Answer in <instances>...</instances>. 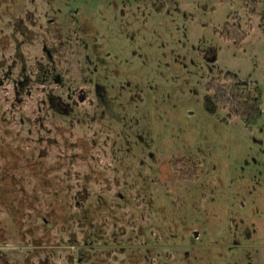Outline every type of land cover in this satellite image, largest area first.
<instances>
[{"label": "rangeland", "instance_id": "rangeland-1", "mask_svg": "<svg viewBox=\"0 0 264 264\" xmlns=\"http://www.w3.org/2000/svg\"><path fill=\"white\" fill-rule=\"evenodd\" d=\"M21 1L12 0L14 4ZM93 1L53 0L49 9L64 28L75 3L80 12H86L100 8L90 6ZM161 1L162 11L138 28L134 45L127 38L117 41L109 36L102 41L99 36L101 46L112 53L107 71L99 75L112 80L116 73L115 85L128 84L124 89H108L114 110L122 117L117 129L126 142L114 157L126 176L111 171L116 165L110 153L112 130L107 134L97 132L94 125H73L72 117L48 105L45 93L50 88L43 91L35 85L30 94L16 100L14 86L19 76L16 69L7 72L9 51L0 58V156L2 147L9 145L16 165L11 173L22 183L15 188H23L17 198H35L36 206L33 211L23 205L24 214L15 215L19 222L15 225L0 206V250L8 264H183L186 250L189 259L194 258L192 264H203L201 259L204 264H264V28L244 8L243 0ZM258 1L261 10L264 0ZM115 3L121 6L119 0H111ZM225 23H235L246 35L240 49L220 39ZM114 53L132 61L114 58ZM27 65L34 69L31 60ZM69 71L73 76V69ZM227 73L236 75L250 91L261 93L263 117L252 131L245 129L238 116L229 115L227 105L220 103L216 114L204 107L205 84ZM69 85L73 87L72 80ZM50 87L64 101L72 99L66 88ZM80 136L97 140L84 157L74 156L81 155L73 147ZM173 150L196 154L193 158L198 164L201 157L211 171L206 168L200 182L210 180L213 190L216 187L209 198L201 199L197 193L184 198L191 233L172 229L169 214L162 218L135 203L139 186H149L147 196H151V176L144 171L154 166L149 154L159 161ZM41 151L44 154L38 158ZM26 157L40 160L33 172L26 169ZM3 162L1 157L0 166ZM167 189L152 194L169 213L182 199L174 188ZM117 192L126 200H119ZM98 197L105 206L92 223L102 225L104 238L85 248L86 224L77 213L90 208ZM69 215L73 220L64 221ZM248 228L249 239H238L241 247L229 249L234 232ZM194 233L198 238L193 244Z\"/></svg>", "mask_w": 264, "mask_h": 264}, {"label": "flooded vegetation", "instance_id": "flooded-vegetation-1", "mask_svg": "<svg viewBox=\"0 0 264 264\" xmlns=\"http://www.w3.org/2000/svg\"><path fill=\"white\" fill-rule=\"evenodd\" d=\"M119 1L121 6L118 3L111 4V0H94L90 6L97 7L100 5V8H89L86 12H80V7L75 3L73 10L68 14L65 27H62L63 32L61 26L57 24L56 18L52 14L53 12L49 9V4L53 0H22L20 4H14L12 0H0V25H3L0 27V58L5 56L4 53L6 51H9L5 56L10 62L7 72L9 71L10 73L16 69L19 76L14 86L16 100L19 101L17 97H20L24 93L30 94L31 88L35 85L42 86L43 91L50 88L45 93L48 105L53 110L57 108L58 114L72 117L73 125H94L97 128V132L104 131L107 134L112 130L111 132L114 137L112 136L110 153L116 165L111 168V171L112 173L121 171L122 176H126V173L122 169L117 168L119 163L114 157L115 151L122 149L123 144L126 142V139L122 137L121 131L117 129V123L122 121V117L115 112L113 102L108 96V89L117 88L120 90L124 89L128 84L115 85L113 82L119 78L116 73H112V80H109V78L106 80L104 76L99 75V72L105 73L107 71L108 58L112 54L108 49L101 46L99 36H101L102 41L109 36L117 41L127 38L132 43L130 45H134L135 39L138 36V28L144 25L148 18L152 14H155L156 11L161 12L164 5L161 0H159L158 4V0L157 2L156 0ZM254 4L256 7H254ZM247 5V11L259 18V28L262 29L261 25L264 28V22L261 23L260 15L264 13V8L260 10L259 1L247 0ZM233 19L236 18L234 17ZM234 24H224L223 31L219 32L220 39H224L223 33L226 27H228L227 30L238 27ZM7 29H9L8 32L6 31ZM67 32L70 33V37L68 38L66 36ZM25 47H27V52H24ZM30 47L32 49H29ZM113 57L121 58V53H114ZM30 60L32 61L31 66H33V70H30L28 68L29 65H27ZM121 61L129 62L132 60L127 61L121 58ZM70 68L71 70L73 69V76L69 71ZM221 77V75H217L204 86L207 94L203 104L205 109L213 114H216L220 108V102H216L215 99L212 102L207 101L212 96V93L215 92L214 89L213 92L211 89L208 90L207 86L214 82V87L220 88ZM71 80L73 87L69 85ZM53 84L60 89L66 88L68 94H73L72 99L64 101L60 95L54 94L50 87ZM245 129L252 131L253 128ZM59 130L60 128H58ZM138 138L140 137L138 136ZM96 142L97 140L93 137L87 140L83 136H80L73 141V147L78 148L81 155L74 156H87L92 145ZM8 147H2L0 158L2 157L4 162L0 166V179L5 178V176L9 177L14 172L13 155L8 150ZM41 154L38 158L43 156L44 151H41ZM194 155L196 154H188L176 150L164 160L157 161L155 155L149 154V159L154 162V166L145 167L144 171L151 176L150 198L147 196L149 186H145L144 184V187L139 186L136 189L135 203L145 205L155 215L162 218H166L169 214L170 227L177 232L181 229V232L191 233V230L186 226L188 221L187 207L189 206L184 198L192 193H197L201 199H206L216 192V187L213 190V183L210 180L200 182L201 173L206 172V168L208 169L209 167L197 155L200 161V164H198L193 158ZM37 164L40 165V160L31 161L29 158L25 160L26 169L29 173L33 172ZM186 169H191L196 173H194L195 175L192 180H182L180 178V174ZM208 171L211 170L208 169ZM97 173L103 174L102 171H98ZM87 176L86 179L88 178ZM95 179L98 180L99 178L95 177ZM134 182L138 184V182ZM125 184H127L126 181H124L123 185ZM175 184H178V188ZM195 184H197L196 187L189 188L190 185L195 186ZM123 185L120 188H123ZM153 185H156L154 189H152ZM3 186L4 183H0V196H12V194H9L11 188L8 185L5 188ZM167 187L168 189L174 188L176 195L182 199L179 207L170 208L169 213L164 205L155 202L156 199H154V195L152 194L153 191H164ZM116 196L121 201L126 200L124 194L121 192H117ZM83 199L87 200L86 192H84ZM1 204L0 200V206ZM103 206H105L104 202L101 201V197H98L95 204L81 212L91 215L94 221V218ZM8 214L10 215L11 213ZM91 225L95 224L91 223ZM139 231L143 233L142 229H139ZM249 237V228L236 230L232 236L233 241L229 249L241 247V241H238V239L248 240ZM197 238L198 233H194L193 244ZM174 247H177V244H174ZM189 255L190 252L188 250L184 251L183 256L185 259L181 258L183 264L193 263L194 258L190 257L189 259ZM171 257L170 262L174 260V256ZM201 262L204 264V260L201 259ZM0 264H8L1 250Z\"/></svg>", "mask_w": 264, "mask_h": 264}, {"label": "trees", "instance_id": "trees-1", "mask_svg": "<svg viewBox=\"0 0 264 264\" xmlns=\"http://www.w3.org/2000/svg\"><path fill=\"white\" fill-rule=\"evenodd\" d=\"M244 8H248L247 0H244ZM254 7L255 4H254ZM256 9V8H255ZM261 15V23L264 22V13ZM263 28V25H261ZM226 27V26H225ZM228 27H226L223 38L226 41H230L235 45L236 49H240V44L242 41H244L246 35L244 33L240 32V28L227 30ZM226 83H229V86H226ZM208 90H215L214 93H212V96L208 98L207 101L212 102L214 99L216 102H220L221 104H225L228 106L229 109V115H236L240 118L241 122L244 124V127L247 129H252L258 125L260 120L262 119V111H261V93L258 89H255L253 91H250L248 89V86L244 83H241L236 75L227 73L224 77H221V87H214V82L210 83L207 86ZM16 165L13 166V170H16ZM187 166V165H186ZM35 169V168H34ZM38 171V170H37ZM191 169H186L183 171L182 174H180V178L182 180H192L194 178V174ZM15 175L11 176H5V178L0 179V183H4V188L6 185H8L11 189L8 196H0V200L2 202V208L6 210L10 214L12 223L18 224L19 222L15 221V215L18 213L19 216H21L23 213V210H21V207L24 205L25 207H29L31 210H35V203L33 202L35 198L32 199V201H27V197L21 196V198H17L18 192H22L23 188L22 186L15 188L16 186H19L20 180L17 179ZM9 179V180H8ZM22 184V183H20ZM1 190V188H0ZM22 195V194H21ZM6 199V200H5ZM5 200V201H3ZM16 201V204H15ZM78 219L82 222L83 225L86 226V230L83 231L82 236V242L84 244L83 247L89 248L92 247L95 243H98L99 241H102L103 236V229L102 225H91L93 222L92 216L88 215L84 212L77 213ZM65 218V217H64ZM63 219V218H61ZM64 221L73 220V215H69L68 218L63 219ZM85 223V224H84ZM88 258V257H87ZM86 258V259H87ZM99 262H103L102 260H98Z\"/></svg>", "mask_w": 264, "mask_h": 264}]
</instances>
